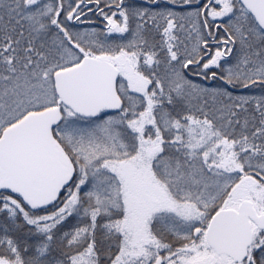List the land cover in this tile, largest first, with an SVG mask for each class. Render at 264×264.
<instances>
[{
    "label": "snow or ice",
    "instance_id": "obj_1",
    "mask_svg": "<svg viewBox=\"0 0 264 264\" xmlns=\"http://www.w3.org/2000/svg\"><path fill=\"white\" fill-rule=\"evenodd\" d=\"M0 264H264V0H0Z\"/></svg>",
    "mask_w": 264,
    "mask_h": 264
}]
</instances>
